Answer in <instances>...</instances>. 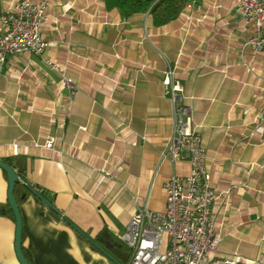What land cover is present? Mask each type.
<instances>
[{
	"label": "crops",
	"instance_id": "0c3cea01",
	"mask_svg": "<svg viewBox=\"0 0 264 264\" xmlns=\"http://www.w3.org/2000/svg\"><path fill=\"white\" fill-rule=\"evenodd\" d=\"M236 7L203 0L156 27L102 0H49L43 55L11 56L0 74V160L56 211L33 194L18 206L32 264H115L97 235L118 239L138 206L164 209L165 180L189 173L185 154L160 161L172 132L168 69L206 151L215 257L264 264V53L243 48L252 30ZM62 73L78 87L72 102ZM7 191L0 169V264H20Z\"/></svg>",
	"mask_w": 264,
	"mask_h": 264
},
{
	"label": "built area",
	"instance_id": "2783aa9c",
	"mask_svg": "<svg viewBox=\"0 0 264 264\" xmlns=\"http://www.w3.org/2000/svg\"><path fill=\"white\" fill-rule=\"evenodd\" d=\"M2 1L0 74L9 57L42 56L48 46L42 39L41 29L48 21L49 0H16L6 7ZM236 8L243 25L252 30L243 48L254 55L264 53V0H237ZM50 67L59 71L57 65ZM175 75L174 69H168L163 79L172 104V132L159 156L161 162L175 163L183 154L187 155L189 173L168 177L163 184L164 209L152 211L145 205L138 206L118 239L130 251L128 264H241L237 257H215L221 241L212 212L216 195L206 164V151L193 127L191 107L186 104ZM62 86L68 101L72 102L78 87L63 73ZM54 144L55 138L47 136L43 147L53 150Z\"/></svg>",
	"mask_w": 264,
	"mask_h": 264
},
{
	"label": "trees",
	"instance_id": "16d2710c",
	"mask_svg": "<svg viewBox=\"0 0 264 264\" xmlns=\"http://www.w3.org/2000/svg\"><path fill=\"white\" fill-rule=\"evenodd\" d=\"M105 8L108 10L117 9L122 16L129 17L136 13L148 14L151 17V24L156 27L164 26L178 18V16L183 12L186 7L192 4H199L203 0H102ZM0 11H1V0H0ZM5 163L13 167L10 160H4ZM14 169V167H13ZM17 174V173H16ZM18 176V175H17ZM19 178V177H18ZM38 195L35 186L30 185L26 182H21L20 179L15 183L13 195L16 200L17 205L26 200L30 195ZM39 197H46L48 203L49 200L44 192ZM45 199V198H44ZM45 199V200H46ZM6 213L14 218V215L9 207L7 206ZM25 239V233L22 228L21 231V250L28 261L31 263V259L26 252L23 243ZM97 241L103 248L102 250L115 264L118 263L112 255L120 256V261L122 264H128L130 251L129 249L117 238H115L106 229L102 230L97 235Z\"/></svg>",
	"mask_w": 264,
	"mask_h": 264
},
{
	"label": "water",
	"instance_id": "95a60500",
	"mask_svg": "<svg viewBox=\"0 0 264 264\" xmlns=\"http://www.w3.org/2000/svg\"><path fill=\"white\" fill-rule=\"evenodd\" d=\"M0 169L6 174V177H7V182H8L7 202L15 218L16 231H15L14 251H15L17 260L20 264H29L21 250L22 221H21L18 205L13 195L15 183L19 180V178L15 170L13 169V167H11L10 165H8L2 160H0ZM35 196L38 197L49 208L53 209L47 200H45L42 197H39L36 194Z\"/></svg>",
	"mask_w": 264,
	"mask_h": 264
}]
</instances>
